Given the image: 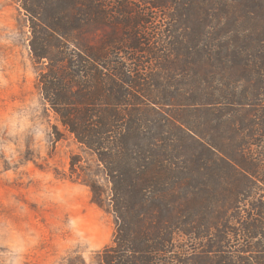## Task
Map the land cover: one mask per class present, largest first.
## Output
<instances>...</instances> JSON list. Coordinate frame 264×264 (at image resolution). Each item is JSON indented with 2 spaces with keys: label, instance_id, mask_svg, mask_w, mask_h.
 Listing matches in <instances>:
<instances>
[{
  "label": "trees",
  "instance_id": "1",
  "mask_svg": "<svg viewBox=\"0 0 264 264\" xmlns=\"http://www.w3.org/2000/svg\"><path fill=\"white\" fill-rule=\"evenodd\" d=\"M17 2L44 103L110 185L87 183L116 219L101 264H264V0Z\"/></svg>",
  "mask_w": 264,
  "mask_h": 264
},
{
  "label": "rangeland",
  "instance_id": "2",
  "mask_svg": "<svg viewBox=\"0 0 264 264\" xmlns=\"http://www.w3.org/2000/svg\"><path fill=\"white\" fill-rule=\"evenodd\" d=\"M147 19L156 39L164 17L151 11ZM30 35L17 0H0V264H101L116 219L92 201L87 183L96 181L106 195L110 185L44 103L45 67L32 58Z\"/></svg>",
  "mask_w": 264,
  "mask_h": 264
}]
</instances>
